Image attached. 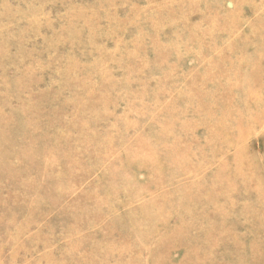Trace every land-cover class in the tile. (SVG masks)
I'll list each match as a JSON object with an SVG mask.
<instances>
[{"label":"rangeland","instance_id":"374dc122","mask_svg":"<svg viewBox=\"0 0 264 264\" xmlns=\"http://www.w3.org/2000/svg\"><path fill=\"white\" fill-rule=\"evenodd\" d=\"M0 264H264V0H0Z\"/></svg>","mask_w":264,"mask_h":264}]
</instances>
